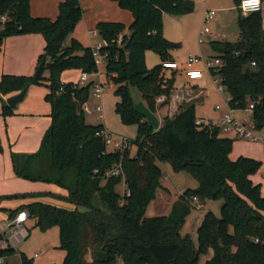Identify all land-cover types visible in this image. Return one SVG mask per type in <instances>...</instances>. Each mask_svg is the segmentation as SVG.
I'll return each instance as SVG.
<instances>
[{"label":"trees","instance_id":"obj_1","mask_svg":"<svg viewBox=\"0 0 264 264\" xmlns=\"http://www.w3.org/2000/svg\"><path fill=\"white\" fill-rule=\"evenodd\" d=\"M130 11L129 35L125 24L100 21L96 25L106 41L110 58L103 68L105 81L115 85L118 97L115 111L121 121L134 123L137 133L130 149L104 150L95 133L102 124L86 122L82 105L90 96L91 82L61 80L65 70H96L91 47L79 40H67L82 17L79 0H62L54 19L32 16L30 0H0V48L8 36L39 33L44 39L39 64L46 56L47 76L2 74L0 96L19 92L32 84L48 87L44 98L50 104V125L34 152L11 151L13 172L33 182L54 184L66 194L52 191L18 192L2 198H27L28 202L11 210L10 217L25 209L28 217L42 230L59 229L58 248L64 251L60 262L50 264H264V195L261 184L251 176L261 167V160L239 155L230 157L234 139L224 136L219 127L196 124L195 104L180 101L173 115L167 113L154 130L135 110L131 88L140 92V100L156 114V98L165 95L160 106L170 104L175 91L173 69L162 66L174 60L171 50L178 42L168 40L162 31L163 14L175 15L193 10L192 0H113ZM239 5L240 0H234ZM239 35L234 42L213 41L221 59L218 77L231 109L251 111L255 129L264 130V28L261 11L237 17ZM124 34L123 45L116 36ZM153 50L160 62L148 68L145 52ZM254 62V64H252ZM170 70L169 73L166 71ZM211 73H215L213 70ZM44 74V73H43ZM183 92V90H179ZM0 113L15 114L5 101ZM121 163L125 188L120 176L103 178V172ZM167 162L175 172L190 174L197 186L185 189L172 203L167 214L145 216L148 204L162 187L160 163ZM96 170V171H94ZM221 200L220 214L208 210L196 229V242L180 229L191 212L192 198ZM51 197L67 204L46 201ZM121 199L124 200L120 204ZM14 250H0L7 257ZM210 253V255H209ZM202 255L208 257L200 262ZM22 264L33 259L20 253Z\"/></svg>","mask_w":264,"mask_h":264},{"label":"rangeland","instance_id":"obj_2","mask_svg":"<svg viewBox=\"0 0 264 264\" xmlns=\"http://www.w3.org/2000/svg\"><path fill=\"white\" fill-rule=\"evenodd\" d=\"M194 3L193 10L186 14L175 15L168 12H164L163 14V26L162 31L163 35L170 41L178 42L179 46L171 50V54L179 62L178 71L174 70L176 75V86L179 90H189L192 88L193 83L196 82L198 88L203 90L204 95L201 98V101L195 105V115L196 118L203 117L205 119H210L214 124H218L219 119L223 116L224 111L222 109L230 110L233 115L239 119L243 120L244 118L247 119L248 122H252V116L250 112H247L246 109H230L227 105V95L223 90H219L216 83L213 80L212 75L206 69L202 76L199 78L194 79L192 82L186 81L184 76V67H185V60L188 55H197L200 56L202 59L195 65L197 68L203 69V60L210 59L214 56L217 51L213 48L212 42L219 41V42H234L237 40L239 35V28L237 25V17L239 14V7L236 5L234 0H192ZM209 9H213L216 13L212 19L209 21L205 20L206 12ZM128 13L129 19L124 21L125 29L123 33L125 35H129V25L131 19L130 11L126 10ZM262 24L264 28V0L262 3ZM82 18V17H81ZM78 24V23H77ZM208 28V32L201 34V31ZM76 28V26H75ZM75 28L69 34L67 40L71 39L72 33L74 32ZM96 29V28H95ZM77 30L75 31V34ZM85 37H80V40L85 46L89 44V37L85 32L83 33ZM212 35H219L217 39L212 38ZM202 41H199V39ZM91 40L93 42H101L103 39L100 36L98 30L94 34H91ZM80 41V42H81ZM87 42V43H86ZM160 59L157 53L153 50H147L145 52V63L148 68H151L155 64L159 63ZM104 65L100 66L101 71H103ZM35 71V70H34ZM33 71V73H34ZM167 73L170 70L166 71ZM183 72V73H182ZM32 73V74H33ZM79 73V69H69L63 74H61L62 78H66L70 80H76ZM44 76H47V72H44ZM106 90L103 92L101 99H96L89 96L87 101V105L92 108L94 107L95 103L101 101L103 107V119L100 121L97 119L95 113H87L85 112V119L86 122L92 125L102 124L103 128L107 131L111 132L114 136L122 135L128 137L130 140H134L137 133L136 124L130 123L126 124L123 123L119 117V115L115 111V103L118 100V97L114 94L115 85L112 82L106 81ZM175 91L170 104L167 106H160V103L157 101L156 107V115L159 117L160 125L162 123V118L165 113L169 114L170 116L176 112V104L183 100V92ZM48 91V87L44 84H32L31 89L26 95L27 97L25 100L31 99L30 96H34V99H31L30 103H19V107L25 109L36 110L41 108V103H48L44 98V93ZM132 96L134 100H140V92L136 88H131ZM24 100V101H25ZM26 105L28 107H26ZM216 105H220L222 108L221 110H217L215 108ZM6 115L3 116L0 113V127H3V134H4V141H2L0 136V154L4 152V142L8 144L7 138H10L9 129L12 127L20 128L18 129L15 134L18 137V141L12 145L11 150H14L13 147H21V148H29L31 146L26 145L28 139L35 140V135L30 136L31 138L26 139L23 133V130L28 128L30 118L27 121L22 120L23 122L16 121L14 123H4L2 120L4 117L13 116ZM23 117H28V115H22ZM7 122V121H6ZM12 126V127H10ZM30 128V127H29ZM31 128H36L31 127ZM222 134L227 135L234 139L233 143V153L238 154L237 152H243L249 149L250 152L256 154L257 156L262 158V170L259 174V179L262 181L261 185V192L264 193V143L263 141H252L246 138H239L236 136L233 130L223 131L221 130ZM254 132L257 135H262L263 130L261 129H254ZM8 147V146H7ZM38 148V146H37ZM35 148L33 151H36ZM108 149H112V146H109ZM130 153L133 155L136 152V145L131 143L129 146ZM242 150V151H241ZM7 153L8 152L6 148ZM160 167L162 170V177H161V184L168 187L170 193V198L173 200L179 193H182L187 188H193L197 186V181L187 172L180 171L175 172L172 170L171 166L167 162L160 163ZM0 172L4 174L5 169L4 167L0 166ZM16 179L15 184L21 188H24L27 182H30L27 179H23L13 175ZM27 181V182H26ZM31 183V182H30ZM119 192L123 190V184L118 185ZM167 192L164 188H160L158 192V198H162L166 196ZM160 198V199H161ZM3 200L11 202L9 200H18L19 198H2ZM22 199V198H20ZM199 200V199H198ZM200 201L201 208L197 209L194 207V202L191 200V204L193 205L191 212L185 219L181 227V233H189L193 240L196 242V226H198L204 214L211 210L217 216L220 214V203L221 200H214V199H206L203 204ZM169 212V205L165 209L158 210L156 208V200L154 199L151 201L145 212V216H153V215H160V214H167ZM2 216L0 215V219ZM26 226L29 230V236L18 243L16 250L14 253L10 254L7 257H3V264H22L20 253L23 252L26 254L28 258L33 259L32 264H42L45 260L50 261H57L62 258V250L58 248L59 243V229L57 226H53L47 230H42L38 226L35 225V219L32 217H28L26 221ZM208 255H202L200 257V262H203ZM6 259V261H5ZM118 264H123L121 260L118 261Z\"/></svg>","mask_w":264,"mask_h":264},{"label":"crops","instance_id":"obj_3","mask_svg":"<svg viewBox=\"0 0 264 264\" xmlns=\"http://www.w3.org/2000/svg\"><path fill=\"white\" fill-rule=\"evenodd\" d=\"M60 1L62 0H30V13L32 16H45L54 19L57 16L58 4ZM79 3L82 8V18L79 20L78 24L76 25V28L72 33L71 38H75L81 41L80 37L81 36L85 37L83 34L85 32V34H87V36L89 37L88 46H92L94 43H96L93 42V40H91V35L88 32L92 29H95L98 22L117 21L126 24L124 21H127V19H129L128 13H126V9L120 8L118 4L113 0H79ZM262 3L263 0H261V8H260L261 12H262ZM131 21H132V15H131L130 23ZM76 30L77 33L75 34ZM44 44H45L44 39L42 35L39 33L19 34V35H12L6 37L0 48V76L2 74H24V75L32 74L38 65L37 63L38 56L42 53ZM66 71L67 70L63 71L62 74ZM80 72L81 71L79 70L76 80H70V81L76 82L78 80ZM185 78L186 81L188 82H192L194 80V79H188L186 76ZM62 79H63L62 81L64 82L69 81L66 78H62ZM30 89H31V85L28 87L26 95L28 94ZM15 93L16 92L0 96V111L2 108L3 101L6 102L7 97ZM46 93L47 92H45L43 95H45ZM26 95L22 101L24 103H30L31 99H34V96L32 95L30 96L31 99L25 100V98L27 97ZM203 95H204L203 90L198 88L195 82L193 83L191 89L183 90V101L192 102L196 105L198 104V102L201 101ZM22 101H20L19 103H21ZM19 103L17 104V107L14 108L15 114L13 116L4 117L2 121L4 123L11 124L16 121L19 122H23L22 120L27 121V119L30 118L29 126H27L28 128H26L25 130H23V133L24 135H26L24 136L26 139L31 138L30 136H34V134H36L34 137L35 140L33 141L32 139L27 140L26 145L31 146L29 148H21L17 146V147H13L14 150H11L12 145H14L18 141V137H16L15 132L20 128L10 126L12 128L9 129L10 138H7L8 144L4 142L3 144L4 152L2 153V155L0 154V166L1 167L3 166L5 169L4 174L0 172V195H7L18 192H32V191H52L54 193L66 194L65 189L60 188L54 184L33 182L30 180L29 181L31 183L26 181L27 183L24 188H21L15 184L16 179L13 177V175L15 174L13 172L12 162L10 158L11 151L34 152L33 150L37 148V146L39 147L42 135L44 134L45 130L47 129V127L50 125L51 122V118L49 117V112H50L49 102L41 103L42 104L41 108H38L36 110L19 107ZM26 107L28 106L26 105ZM222 110L224 111V109ZM22 115H28V117L22 118L21 117ZM35 125L36 128L34 129L31 128V127H35ZM0 136L2 141H4L3 127H0ZM6 148L10 153H7ZM237 153L238 154L235 155V153H233V148H232L230 157L232 159H235L239 155L253 157L261 160V166H262V158L250 152L249 149L243 152L238 151ZM261 170L262 168L260 167L257 173L251 176V179L253 180V182H257L262 185V181L261 179H259L260 176L259 174L261 173ZM160 188H164L165 191L167 192L166 196H163L162 198L160 197L161 199L158 198L157 196ZM160 188H158L156 192V197H155L156 208L158 210H161V209H165L169 205V211H170L172 203L178 198V196L181 193H179L173 200H171L169 195L170 191L168 187L162 185V187ZM262 194L264 195V193ZM43 199L46 201L55 202L57 204L67 206L66 203L61 202L59 200H55L51 197H44ZM9 201L11 202V204L9 202L7 203V201L3 199H0V215L2 216L0 222L6 221L10 217L11 210L16 209L21 204H25L26 202L29 201V199L19 198L18 200L16 199ZM197 227L198 226H196V229ZM180 233H181V229H180ZM185 233H181V234H185ZM62 253H63L62 258L55 262H60L63 259L64 251ZM52 262L53 261L45 260L42 264H50Z\"/></svg>","mask_w":264,"mask_h":264},{"label":"built area","instance_id":"obj_4","mask_svg":"<svg viewBox=\"0 0 264 264\" xmlns=\"http://www.w3.org/2000/svg\"><path fill=\"white\" fill-rule=\"evenodd\" d=\"M239 9L243 13L258 11L261 8V0H240V3L238 5ZM215 11L213 9H209L206 12L205 20L209 21L212 19L215 15ZM6 19L5 15L0 16V23H3ZM96 32V29L90 30L88 33L94 34ZM208 32V28L205 27L201 31V34ZM214 39H217L219 35H212L211 36ZM116 43L117 45H123L124 41V34L122 32L118 33L116 36ZM199 41H202L200 38ZM106 41L102 40L101 42L94 43L91 47L92 56L94 58V62L96 65V70L92 73H88L85 71H81L80 75L78 77V80L76 83H79L80 85H85L89 82H91V88H90V95L96 99H101L103 92L106 90V81L102 78L103 73L100 69L101 65H105L109 58L110 53L107 48H105ZM202 58L197 55H188V57L185 60V67H184V74L188 79H196L202 76L204 69L208 70L210 74L213 77L214 82L216 83L219 90H223L222 85L220 84V79L218 77V70L221 66V59L219 57L208 58L203 60V66L204 68H197L195 65L201 60ZM254 64V62H252ZM162 66L166 69H173L178 70L180 68L179 62L177 60H165L162 62ZM214 71L215 73H211V71ZM165 95L160 94L157 96L156 101L158 103H162L165 100ZM85 102L82 107V112L87 113H95L98 120L103 119V107L101 101H98L95 103L94 107L90 108ZM228 105V104H227ZM229 107V106H228ZM215 108L217 110H221L222 108L220 105H216ZM230 108V107H229ZM253 104H249L246 109L247 112L252 111ZM196 124L198 125H214L220 128V130L228 131L233 130L237 137L239 138H246L250 139L252 141H263L264 143V130L263 134L257 135L254 132V126L252 122H248L246 118L243 120L237 119L233 113L227 109L224 110L223 116L219 119L218 124H214L210 119L205 118H196L195 120ZM97 136H99L104 144V150L102 153H105V151L109 150L108 147L112 146V149L110 150H125L128 149L130 144L132 143V140H130L128 137L117 135L114 136L111 132L107 131L106 129L102 128L97 130L95 133ZM96 171V170H94ZM120 176L122 181L121 184H123V190L122 194H129V192H124V188L126 186L124 181V174L122 170L121 163H114L110 167L106 168L103 172V178L107 179L109 177H116ZM194 202V207L199 209L201 208L200 201L196 196L192 198ZM124 200L121 199L120 204H123ZM28 219V213L25 209H20L16 212V214L12 217H9L6 221L0 222V250H16L18 243L23 241L29 236V230L26 226V221ZM3 263V257L0 256V264Z\"/></svg>","mask_w":264,"mask_h":264},{"label":"water","instance_id":"obj_5","mask_svg":"<svg viewBox=\"0 0 264 264\" xmlns=\"http://www.w3.org/2000/svg\"><path fill=\"white\" fill-rule=\"evenodd\" d=\"M46 56L37 65L33 76L41 77L45 71ZM28 86L23 87L19 92L7 97L6 102L11 108H16L17 104L23 100L27 93ZM135 110L147 121L148 125L156 130L160 125L159 117L149 110V108L142 102L137 101L134 105Z\"/></svg>","mask_w":264,"mask_h":264}]
</instances>
